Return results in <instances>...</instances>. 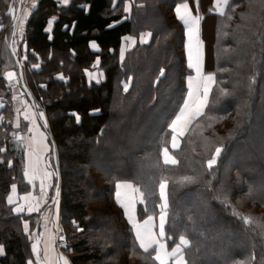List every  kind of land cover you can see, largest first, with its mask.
Listing matches in <instances>:
<instances>
[{"label":"trees","instance_id":"obj_1","mask_svg":"<svg viewBox=\"0 0 264 264\" xmlns=\"http://www.w3.org/2000/svg\"><path fill=\"white\" fill-rule=\"evenodd\" d=\"M11 1L14 0H0V16H7L5 12ZM122 1L119 0V6ZM178 1L134 0L130 15H125L120 7L111 8V0H70L68 4H62L61 0H37L28 16L23 30L27 42L25 53L28 56L35 53L33 60L38 57L35 61L40 60V67L24 69V79L22 81L18 77L16 85L21 87L24 82L34 100L40 102L47 116L48 131L57 145L61 217L63 220L69 218L78 229L73 236L74 241L65 246L70 250L65 255L72 264H127L126 260L115 261L114 244L118 241L117 247L127 251L131 248L130 239L135 240L141 255L149 253L139 247L122 209L116 203L113 204L117 208L118 220L124 222L123 226H119L112 218L96 221L91 217L94 214L90 213L92 211L86 205V199L92 196L95 198L100 191L93 186L96 179L93 180L87 164L92 157L94 162L100 163L94 167L101 169L103 179L109 181L113 178L111 188L107 187L112 193L117 180H130L140 187V183L146 184L155 172L163 168L151 160V145L146 141L170 129L168 126L181 107L186 93L184 77L189 69L184 55L183 26L172 13L174 21L166 22V16L162 13L163 8L169 13V8L172 10ZM197 7L202 16L201 35L206 43V70L216 72V83L204 112L182 137L184 140L176 166L182 170L193 166L188 168L191 177L184 174L180 179L177 173L168 179L170 171L160 172L168 180L169 193L165 238L171 247L182 231L188 234L190 244L186 247L189 251L187 264H264V240L259 239L258 229L254 224L247 226L241 219L245 214L243 210L232 206L223 194L217 197L219 194L215 188L218 184L214 185L210 169L207 165L198 166V162L204 163L206 157L199 145L200 141L190 138L197 135H189L198 128L199 121L204 117L209 116L211 119L212 114L224 112L220 108L237 114L238 105L244 110L245 105L236 98L251 99L250 94L245 95L244 91L250 87L255 88L254 85H247L246 81L257 79L256 71L261 67L260 57L264 58L257 49L260 46L264 48V0H230L222 15L212 11L210 0H197ZM143 31L151 32L150 39L136 44L120 59L122 36ZM91 40L99 44V51L90 48ZM98 57L104 78L100 82L90 81L87 70ZM243 64H251L252 67L236 77L232 71L238 72ZM9 66L10 61L2 57L0 86L5 89L9 87L4 75ZM122 80L130 83L127 91L121 84ZM219 85L221 89L227 90L225 96L216 91ZM258 85L260 87L261 81L256 87ZM177 98H181L180 104L171 110ZM256 105L254 101L250 105L251 119L256 113ZM12 112V107L6 104L1 108L0 118ZM210 121L214 125L215 121ZM112 122H119L124 128L135 124L136 136L145 125L152 127L151 133L132 156L133 159L139 157L131 161L133 163L130 162L131 169L127 171L107 166L109 160L113 161L115 156L124 157L123 152L129 149V132L124 136L122 148L120 144L111 143L109 135ZM1 125L0 148L4 152H0V245L4 246V254L0 255V264H28L34 257L29 233L23 226L26 215L13 211V206L8 203V194L14 184L20 192L26 191L29 184L25 178L22 153L16 151L14 143L6 139L3 133V129L7 130L5 120L3 128ZM210 129L204 132H213V128ZM230 130L223 133L217 144H228V149L225 147L226 153L218 158V162L221 160L217 166L220 169L225 165L224 160L226 162L233 157L235 150L244 153V146L238 144L243 138L236 137V133ZM106 136L110 139L109 146L102 152V144L96 146ZM188 138L194 139V142L187 144L185 140ZM161 155L160 151V158ZM70 158L76 163V169L69 165ZM141 159L151 162L140 164ZM146 166L151 167V170ZM74 172H77L76 176H73ZM70 176L75 177L72 182ZM218 176L223 181L222 175ZM143 192L144 202L138 205L140 219L148 213L160 211L157 203L154 207L148 204L150 199ZM156 200L158 202V198ZM203 208L207 210L204 222L200 221ZM210 213L213 220L208 216ZM222 234L232 236L237 242L233 246L223 245L220 241L224 240ZM210 254L213 255L206 259ZM137 264L149 263L141 261ZM154 264L159 263L154 260Z\"/></svg>","mask_w":264,"mask_h":264},{"label":"rangeland","instance_id":"obj_2","mask_svg":"<svg viewBox=\"0 0 264 264\" xmlns=\"http://www.w3.org/2000/svg\"><path fill=\"white\" fill-rule=\"evenodd\" d=\"M9 2V0H8ZM32 0H14L11 1L9 4V9L5 12L7 14L6 17L0 16V59L4 57L8 61H10V69H15L17 71V75L19 78L24 79V69L26 70L27 67L30 69H37L40 67V60L37 62L35 60L39 59L38 57L33 60V58L36 56L35 53H32L31 56H28L25 52L27 49V44H26V49L24 47V33L23 30L25 28L28 16L33 9L35 3L37 2H32ZM8 8V6H7ZM170 12L168 13L166 9H162V13L164 14L165 21L166 22H171L172 19V10L169 8ZM264 11V10H263ZM263 13V12H262ZM158 14V13H157ZM160 14V12H159ZM161 18V16H160ZM174 21V20H173ZM264 33V30H263ZM257 42V37L255 38ZM261 41L258 39V43ZM27 43V42H26ZM258 51H260V55H264V48L262 49V46L257 47ZM261 58V64L259 68H257V79H248L247 85L252 86L254 85L255 88L250 87L248 90H245V95L250 94L251 99L248 101V99H237L238 102H241L243 105H245L244 110H241L239 108V105L237 107V112H227L228 109H222L224 112H218L219 110H216L214 113L211 115V119L209 116L204 117L202 120L199 121L197 125L196 130H192L189 135H194L196 137H190V138H197L200 143L199 145L201 146L202 151L204 152V157L205 161L203 162H198V166L201 165H207L208 166V160L213 158L216 153L215 149L220 148L221 155L217 157L216 159V164L213 165V167L210 169L211 175H213L214 178V185L218 184V187L215 188L216 191L218 192L220 198V195L223 194L226 198L227 201L232 203V206L235 205V207H239L240 209L243 210L245 214L242 215L241 219L245 222V224L248 226L249 224H254V226L258 229L257 235L261 241L264 240V58ZM4 60V59H3ZM242 68L237 72V71H232L236 77L241 76V74H245L248 70L249 67L251 69L252 65L251 64H243ZM248 65V67H247ZM91 73L89 72V75L91 77ZM93 75L95 78H97V75L100 73L97 70L93 71ZM5 75V74H4ZM5 77V76H4ZM18 80V79H17ZM250 80V81H249ZM9 87H6L7 89L4 88V86H0V111L3 106L6 104H9V107H12L13 112L9 116H3V118H0V124L1 128H3V121L7 123V130L3 129L6 139H9L12 141L14 144V149L16 151H19V153L22 152L24 149V144L21 141L20 134L26 133V135L29 132L28 129V123L27 121L25 122L23 119L21 120L22 124L20 123V126L18 125V117L14 115L16 107L19 108L20 111H22V117H34L33 114H37L39 118L44 121L46 129L48 130V121H47V116L44 112L43 109H41V104L37 100H34V103H32V99L34 98L32 96V93L27 87V85L22 83L23 90L26 91H21V95H18L17 92V83H13L11 80L7 79ZM261 81V85L256 87L257 83ZM222 82V81H221ZM220 82V83H221ZM121 84L124 86L127 85V88L130 87L129 82H124L123 80L121 81ZM122 88V87H121ZM172 88V87H171ZM170 89V88H169ZM240 89V88H239ZM252 89V90H251ZM9 90V92H7ZM17 90V91H16ZM217 92L219 94H223L225 96V92L227 90L221 89L220 85L217 87ZM241 92L240 90H238ZM16 100L14 99V95ZM13 95V96H12ZM185 99V97H184ZM183 99V102H184ZM181 98H177L175 102L173 103V106L171 110L178 106L180 104ZM254 102H256V110L252 117L250 113V105ZM182 102V103H183ZM224 102L223 104H225ZM17 104V106H16ZM237 106V105H236ZM180 109V108H179ZM227 112V113H225ZM36 116V117H37ZM250 118V120H249ZM214 120L215 123L214 125H211V121ZM172 122V121H171ZM171 122L169 124V130L165 131L163 133H157L156 135L150 137L146 143L148 145H151V150H150V155H151V160L153 159L154 163H158V165H162L160 167H163L162 170L165 171H170V175H167L168 179L172 177V175L179 174L178 178L181 179L182 175H187L191 172L190 169L193 166H189L188 168V173L185 172L186 169L177 167L176 165L178 164V155L180 154V148L182 145V142L184 139L179 140L177 138L176 147H173L172 144V130H171ZM9 123V124H8ZM135 124L130 125V128H124L122 125L119 124V122H112V128L110 132V138L111 143L113 144H120L119 147L122 148V144L125 143V137L128 132L130 134V138L128 140V150H125L124 157L118 158L115 156L113 161L109 160L107 166H114L116 170L120 171H127L129 170L130 164L133 163L131 161H135L138 157L132 158L134 156L136 150L140 145H142L145 141V139L148 137V135L151 133V128L148 127V125H145L141 130L139 135L136 136V128ZM238 127V128H237ZM213 128V132L211 133L204 132L205 129ZM232 128H236L233 129ZM210 129V130H211ZM231 129L230 131L233 133H236V137L240 136V139L238 144L244 146L243 152L239 151L238 149L233 152V157L228 159L226 162L225 160L223 161V169H220L218 166V158H222L223 154L225 152V147L228 149V144L226 143H221L220 145H217L221 139L223 133L226 132V130ZM17 132V138L12 139L11 135L14 132ZM49 132V131H48ZM25 135V134H24ZM242 136V137H241ZM117 139V140H116ZM109 137L106 136L104 138H101L100 144L97 145L96 147H99L101 144L104 147L102 149V152L104 150H107L109 146ZM53 141V139H52ZM180 141V143H179ZM187 144H191L194 142V139L190 140L189 138L185 140ZM192 141V142H191ZM105 142V143H103ZM172 142V144H171ZM179 143V144H178ZM167 146V147H166ZM167 148L169 152V156H171L172 159L176 161L175 164H166L164 162V149ZM241 150V149H240ZM248 150V151H247ZM119 151V149L117 150ZM160 151L162 152L161 158H160ZM171 152V153H170ZM49 154L46 155V168L48 167L49 171L44 169L43 175L46 174V171L48 172V177L46 176L48 186L46 189H43L46 194L42 193V190L36 194V195H31V200L33 201V207L31 206V209H34L32 212H29L27 208L24 209V212H22L26 217L23 219V226L24 222L27 221L29 227H28V233L29 237L31 239V248L33 249V245L36 244L38 248V253L42 256V250L39 247V242H40V235L42 234V231L45 230V228L50 229L49 232L52 234L54 233V240H53V246H51V250L53 251L54 255H58L61 257H65L66 252L70 253L69 248L65 247L67 243L70 241H74L75 238L73 236L75 233L78 231L77 227H75V223L73 221L71 222L69 218L67 220H63L61 217V187H60V174H59V165H58V150H57V145L55 141L51 143V149ZM127 155V156H126ZM114 157V156H112ZM141 157V156H140ZM133 159V160H132ZM201 159V158H200ZM69 165L72 166L74 169L76 167V163L73 162L72 158L68 160ZM131 162V163H130ZM151 161H148L146 159H141L140 164L144 163H150ZM201 164V165H200ZM238 164V165H235ZM100 163L94 162V159L91 157L89 164H87L88 170L90 173L93 175V180L94 178L96 179V185L94 184V188L97 187L99 193L95 196V198L89 197L86 199V205L88 208L93 213L94 216H91L96 219V221H101L102 218H109V219H115L116 223L119 224V226H123L124 222L118 220L117 217V208L115 207V201H114V193L108 190L107 187L111 188V185L113 183V178L109 181H105L103 179V174L101 169H96L94 166H99ZM102 165V164H101ZM147 169L151 170V167L146 166ZM76 169V168H75ZM114 169V170H115ZM144 171V168L141 169ZM76 171V170H75ZM25 172V170H24ZM160 172H155L154 175L151 176L149 181L146 184H143L146 190H143L144 187L140 183L139 190L142 192V197L144 200V192H146L148 199L150 201L148 204L151 207H154L155 204L157 203V206L159 207L160 203H162L160 199V184L165 183L167 185L166 187V193L169 197L168 193V180L165 178L166 176H163ZM219 174L222 175L223 181L219 179ZM77 172H74L73 176H76ZM192 175V174H191ZM189 174V178L191 177ZM73 176H70V180L75 178ZM149 176V175H148ZM198 176V173H197ZM26 178V177H25ZM197 177V181H198ZM26 181L28 182V179L26 178ZM211 183V182H210ZM30 185V183L28 182ZM212 184V183H211ZM30 189V188H28ZM143 190V191H142ZM158 198V202L157 199ZM115 205H114V204ZM12 205V204H11ZM204 205V204H202ZM13 206V211H15L16 207L14 208ZM35 211V212H34ZM206 209L203 208V214L201 216L200 221L204 222L206 214ZM18 213V212H16ZM234 213V212H233ZM241 215V214H240ZM211 220L214 219L211 218V213L208 215ZM167 219V216H166ZM240 219V220H241ZM125 221V220H124ZM212 224V223H211ZM213 226V225H212ZM61 228L65 231V237L62 243L58 246L57 240H56V233L57 230ZM213 228V227H212ZM123 233H126L125 230L122 231ZM223 235V234H222ZM179 237V238H178ZM177 237V240L173 241V244L171 247L175 248L177 244L180 242V238L183 237L184 239L188 240L187 245H181V255L185 259V264H187V255L189 253L188 249L186 248L190 244V239L188 237V234H186L184 231L181 232L180 236ZM224 240L220 239L221 243L224 245H234L237 241L234 240L232 236H228L224 234L222 236ZM123 241L124 239L121 238ZM131 243V248L127 249H121L117 243L114 245L116 246V252L113 254L115 256V261H122L125 262L127 261V264H137L141 261H148L149 264H154V259H153V251H149V253L145 254H140L142 253L138 245L136 244L135 240L130 239L129 240ZM4 248L3 245H0ZM170 247V246H169ZM170 247V248H171ZM120 248V249H117ZM232 248V247H231ZM186 249V250H185ZM33 257L39 256L37 255L36 252H33ZM127 253V254H126ZM130 254V255H129ZM129 255V257H128ZM213 254H210V256L206 257V259H210V257ZM40 256V257H41ZM41 259V258H40ZM189 260V258H188ZM42 262V261H39ZM58 264H60V261H57ZM44 264V262H43ZM63 264V263H62Z\"/></svg>","mask_w":264,"mask_h":264},{"label":"crops","instance_id":"obj_3","mask_svg":"<svg viewBox=\"0 0 264 264\" xmlns=\"http://www.w3.org/2000/svg\"><path fill=\"white\" fill-rule=\"evenodd\" d=\"M22 1V0H21ZM36 2V0H32V2ZM70 0H61L62 4H68ZM31 2V3H32ZM119 0H111V8L114 7H120L121 10L124 12L125 15H130L131 8L133 5L134 0H123L122 5L119 6L118 4ZM230 0H210V5L212 8V11L218 15H222L225 13L226 8L228 6V3ZM188 5L187 9L182 7V5ZM126 8L128 9L126 11ZM177 8L180 9L179 13H177ZM172 14L175 17L176 20H178L184 30V55L186 59V65L188 67L189 63V56L191 55V62L195 64L197 62V58H199V63L201 66V73H197L195 68H189L188 74L184 77L185 84H186V93H185V99L182 103L180 109L176 113V115L173 117L172 121L176 119L178 115H180L181 111L184 110L185 103L189 104V109L185 110L184 118L179 122L178 124V130L183 128L185 129L184 135L187 133V131L190 129L192 124L200 117L199 116H193L192 110L196 108V103H193L194 101H197L202 98L204 87L210 86V92L208 96V100L211 94V91L216 83V72L214 70H206V43L201 35V27H202V16L198 11L197 7V0H193V2L189 0H179L176 2V4L172 7ZM180 17H184V19H181ZM189 31H191L192 36L189 37ZM150 31H143L138 33H127L122 36L121 43H120V59H123L125 53L132 49L136 44L146 42L150 39ZM199 45V47H198ZM89 46L93 51H99L100 46L95 40H91L89 42ZM97 70L100 73L97 75V78L94 77L93 71ZM89 72L91 73V77L89 75ZM212 75L213 81H205L202 79V76ZM87 77L91 81L100 82L104 78L103 70L99 66V57L96 58L95 62L92 64V67L87 70ZM189 78H191V84H189ZM23 86L17 87V94L21 95V91ZM22 89V90H21ZM16 90V91H17ZM25 91V90H23ZM22 91V92H23ZM189 92L192 93V97L189 98ZM26 93V91L24 92ZM17 94H13L12 96L16 100L15 96ZM22 96V95H21ZM32 103H34V98H31ZM207 100V103H208ZM17 102V100H16ZM201 109V112L203 113L205 110V107ZM17 106V104H16ZM22 111L19 110V108L16 107L14 115L18 117V125L20 126V123L22 124L21 120L23 119L25 122L28 123V129L29 132L26 135V133L20 134L21 141L24 144V149L22 150V157L24 161V170H25V176L28 179V182L30 183L29 188L24 192H20L17 185L16 191H12V187L10 189V192L8 194V197L11 196L13 198L14 205L16 207L23 206V208L29 209L31 206L33 207V201L30 199L31 195L38 194L41 190L43 194H46V192L43 191V189H46L48 186V182L46 179V176L48 177V172L46 171V174L43 175L44 169L46 168V155L49 154L51 149V143H53L52 138L48 130L46 129L45 122L42 121L41 118L37 116V114H33L34 117H28L25 116L22 117ZM37 116V117H36ZM172 123V122H171ZM45 127V129H44ZM25 134V135H24ZM183 135V136H184ZM182 136V137H183ZM182 137H178L179 140L182 139ZM180 143V141H179ZM178 143V144H179ZM172 144V142H171ZM171 153V152H170ZM46 170L49 171L48 167ZM117 185H120V187H117ZM127 185H131L132 187L129 188ZM13 186V185H12ZM138 190L135 193L133 190ZM114 201L115 203L122 209L125 220L130 225V228L132 229L134 235L136 236V225H139V231L141 235L148 239L150 234H154L157 239L160 240L161 243H164L166 245V251L170 252L173 247L168 246V242L165 237L160 238L159 237V213H148L144 218L140 219L138 217V205L141 203L140 198L142 196V192L139 190L137 185L134 184V182L130 180H117L114 184ZM117 193H119V203L117 202ZM135 197V202H132V198ZM144 202V200H143ZM142 202V203H143ZM35 212V211H34ZM149 216L153 217V221L151 224H144V221L148 219ZM166 224V219H165ZM50 229L45 228L44 231H42V234L40 235V242L39 247L42 250V256L38 253V257L34 255L33 260L31 261V264H40L39 261H42L43 264H58L57 261H60V264L63 263V260L60 259V256L54 255L53 251L51 250V246H53V240H54V233L52 234L49 232ZM138 241V240H137ZM139 244V241H138ZM157 249L156 245H153L152 248L149 250L153 251V256H155V251ZM41 256V257H40ZM63 257V256H61ZM41 258V259H40ZM68 260V264H72L67 256L64 257ZM158 262V261H157ZM175 264L174 260H169V263ZM185 262V259H184ZM159 263V262H158Z\"/></svg>","mask_w":264,"mask_h":264},{"label":"snow or ice","instance_id":"obj_4","mask_svg":"<svg viewBox=\"0 0 264 264\" xmlns=\"http://www.w3.org/2000/svg\"><path fill=\"white\" fill-rule=\"evenodd\" d=\"M226 2V0H225ZM182 7H184L185 9H187L188 5H182ZM128 9L126 8V11ZM180 9L177 8V13H179ZM181 19H184V17H180ZM192 33L191 31H189V37L191 38ZM199 47V45H198ZM188 67L191 68H195L196 72L199 74L201 73V66L199 63V58H197V62L195 64H193L191 62V55L189 56V63H188ZM164 73L163 71H161V76H163ZM12 74L9 73V78H11ZM62 79V77H60ZM202 79H204L205 81H213V76L212 75H207V76H202ZM189 84H191V78H189ZM125 91H127V85H125ZM210 86H205L204 90H203V94H202V98L197 101H194L193 103H196V108L192 110V115L193 116H199L202 114L201 109L205 106V104L207 103L208 100V96H209V92H210ZM189 98L192 97V93L189 92ZM189 109V104L185 103L184 105V110L181 111L180 115H178L176 117L175 120L172 121L170 127L172 130V146L176 147V141L178 137H182L185 133V129L181 128L178 130V124L179 122L184 118V114H185V110ZM27 118V117H26ZM77 120H79V117H77ZM221 149L220 148H216L215 149V153L216 155L208 160V168L211 169L213 167V165L216 164V159L217 157H219L221 155ZM0 152H4L3 148H0ZM164 162L166 164H175L176 161L174 159L171 158V156H169V152L168 149L165 148L164 149ZM117 187H120V185H117ZM127 187L131 188V185H127ZM166 187L167 185L165 183H161L160 184V199L162 201V203H160L159 208H160V213H159V237L163 238L165 237V219L167 216V209L169 207V201H168V195L166 193ZM12 191L15 192L16 191V186L13 185L12 186ZM138 190H133V192L135 193ZM117 202L119 203V193H117ZM132 202H135V197L132 198ZM140 202H143V197L141 196L140 198ZM8 203L12 204L14 203L13 198L11 196L8 197ZM34 209L29 208L28 211L32 212ZM16 212L18 213H22L24 212V208L23 206H20L18 208L15 209ZM153 221V217L149 216L147 220L144 221V224H151ZM28 223L27 221L24 222V229L27 232L28 231ZM137 231H136V240L139 241V247L141 249L144 250L145 253L149 252V249L152 248L153 245L157 246V249L155 251V256L153 257L154 260L158 261L159 264H169V260H174L175 264H185L184 262V257L180 254L181 253V245H187L188 244V240L184 239L183 237L180 238V242L179 244H177L175 246V248H172L170 252L166 251V245L164 243H161L159 239H157L155 237L154 234H150L148 239H145L140 231H139V225H136ZM61 240H63V237H61ZM33 252H36L38 255V248L37 245L34 244L33 245ZM4 254V248L2 246H0V255ZM60 259L63 260V264H68V260L65 259L64 257H60ZM28 264H31V261L28 262Z\"/></svg>","mask_w":264,"mask_h":264},{"label":"built area","instance_id":"obj_5","mask_svg":"<svg viewBox=\"0 0 264 264\" xmlns=\"http://www.w3.org/2000/svg\"><path fill=\"white\" fill-rule=\"evenodd\" d=\"M11 81H12L13 83H15V84L18 82L17 78L12 79ZM17 135H18V133L15 131V132L11 135V138H12V139L17 138ZM61 237H63V240H64V237H65V231H64L63 229L59 228V229L57 230V233H56V240H57L58 246H59V245L62 243V241H63V240H61ZM40 264H42V263L40 262Z\"/></svg>","mask_w":264,"mask_h":264},{"label":"water","instance_id":"obj_6","mask_svg":"<svg viewBox=\"0 0 264 264\" xmlns=\"http://www.w3.org/2000/svg\"><path fill=\"white\" fill-rule=\"evenodd\" d=\"M26 44H27V43L25 42V43H24V47H25V49H26ZM9 73L12 74L11 78H9ZM5 76H6V78L9 79V80H12V79L18 77V75H17V71H16L15 69H10V70H8V71L5 73Z\"/></svg>","mask_w":264,"mask_h":264}]
</instances>
